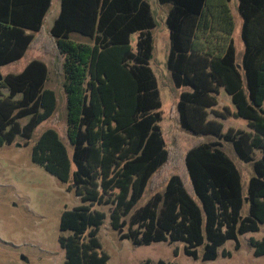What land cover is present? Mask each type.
<instances>
[{
  "label": "trees",
  "instance_id": "1",
  "mask_svg": "<svg viewBox=\"0 0 264 264\" xmlns=\"http://www.w3.org/2000/svg\"><path fill=\"white\" fill-rule=\"evenodd\" d=\"M61 1L45 36L52 0H0V68L32 47L43 46L59 60L68 142L56 129H46L33 145L32 161L61 182H72L83 202L61 214L60 230L72 232L59 238L64 264H108L98 237L106 214L93 210L94 204L112 205V226L121 232L127 225L121 238L134 245L183 242L185 254L194 259L232 257L225 244L233 240L239 250L240 236L264 225V0H239L246 47L241 62L230 0L216 6L217 14L213 0H159L171 5L167 68L175 87L189 88L176 104L178 122L187 132L216 140L190 147L180 160L183 172L170 175L163 190L139 207L154 177L168 172L171 157L151 66L156 27L151 5L148 0ZM72 33L90 41H75ZM203 36L216 45L205 48ZM48 78L49 67L39 59L3 75L0 90L8 94L0 92V146L19 135L31 140L34 130L54 115L57 94L46 87ZM222 89L235 110L215 108ZM229 117L246 119L249 129L225 131L220 119ZM23 118L28 120L21 125ZM223 141L233 145L240 160L252 163L247 188ZM186 174L191 188L184 183ZM250 242L255 256L264 255V236ZM142 264L179 263L159 259Z\"/></svg>",
  "mask_w": 264,
  "mask_h": 264
},
{
  "label": "rangeland",
  "instance_id": "2",
  "mask_svg": "<svg viewBox=\"0 0 264 264\" xmlns=\"http://www.w3.org/2000/svg\"><path fill=\"white\" fill-rule=\"evenodd\" d=\"M148 1L156 20V27L152 30L154 52L151 66L158 79L163 102V121L160 124L164 129L171 157L167 165L168 172L166 169L162 170L154 177L149 186L153 189L146 190L137 205L138 207L144 205L155 192L162 191L170 175L183 172L180 160L190 147L200 142L216 140L214 135H194L187 132L181 128L178 122L176 101L183 89L174 86L170 71L167 68L170 38L166 18L170 5L161 4L159 0ZM235 5H237V0H232L231 8L237 22L234 40L237 48L240 49L244 43L239 35V11ZM164 11H166V15H164ZM50 26L49 19V22L44 24L41 35H49ZM71 37L75 41H90L88 37L79 33H72ZM32 53L29 51L20 61L1 67L2 75L20 72L31 59ZM47 53L49 61L43 57L40 58L49 67L46 87L55 90L57 94V107L54 115L34 130L31 140L19 135L12 144L0 146V264H64L65 250L60 246L59 238L68 236L72 232L60 230L61 214L65 210H72L83 204L80 196L71 188L72 182H61L32 161L33 145L46 129H56L62 139L68 142L66 137L67 101L63 87L64 76L61 72L56 71L58 58L50 52ZM0 92L4 96L8 94L6 88L1 89ZM222 102L227 103L224 98H222ZM222 108L223 106H219L218 110L220 111ZM211 117L214 116L211 115ZM27 120L28 118L20 119L21 125H24ZM222 121L225 131L229 127L235 129L249 128L247 121L241 118L230 117ZM223 149L240 169L243 185L247 188L248 180L254 172L252 163H245L240 160L230 142L223 141ZM259 155L260 153L257 152V157ZM182 163L184 162L182 161ZM184 183L186 187L191 188L188 174H186ZM90 207L106 214L105 222L100 228L98 237L102 245L101 250L109 255L108 264H142L147 259L154 262L163 259L179 264H264V255L255 256L254 247L250 242L251 237L253 239L263 238L264 225L258 232L241 235V248L239 250H235V241H228L225 248L232 251V257L220 255L216 260L203 261L185 254L183 242L170 244L161 241L150 245H134L130 238H121V234L127 232V225L122 228L121 232L112 226L110 216L112 205L94 204ZM176 248L179 250L177 255L174 253Z\"/></svg>",
  "mask_w": 264,
  "mask_h": 264
},
{
  "label": "crops",
  "instance_id": "3",
  "mask_svg": "<svg viewBox=\"0 0 264 264\" xmlns=\"http://www.w3.org/2000/svg\"><path fill=\"white\" fill-rule=\"evenodd\" d=\"M223 0H213L212 1V3H213V8H214V11H215V13L217 14V12H218V9H217V5L220 3V2H222ZM62 1L61 0H56V3H55V0H52V5H51V7H50V9H49V11H48V13H47V16H46V20H45V25L49 22V19H50V24H51V26H50V28L53 26V24H54V22H55V20H56V18L59 16V14H60V11H61V3ZM231 3H232V0H230V2H229V6H230V9H231V12H232V14H233V11H232V8H231ZM56 4V5H55ZM54 5H55V7H54ZM168 5H170V4H168ZM237 8H238V11H239V0H237V5H235ZM53 8H54V10H53ZM170 8H171V5H170V7H169V10H170ZM169 10H168V12H169ZM164 15H166V11H164ZM233 17H234V15H233ZM243 23H244V20H243V18H242V15H241V13H240V11H239V22H238V27H239V35H240V37H241V39L243 40V38H242V29H243ZM234 24H235V28H234V32L236 31V25H237V22H236V20H235V18H234ZM28 33H30V31H27ZM36 36L38 37V34H36ZM233 36H234V34H233ZM169 38H170V35H169ZM200 41L203 43V45L205 46V48L207 47V46H215L216 45V42H210V41H206L205 40V37L203 36L201 39H200ZM243 43H244V41H243ZM235 46H236V55H237V60H238V62H241L242 61V59H243V56H244V53H245V49H246V47H245V43H244V46L242 47V48H240V49H238L237 48V45H236V42H235ZM170 47H171V42H170ZM29 51H32L33 53H32V57H31V59L27 62V64L30 62V61H32V60H34V59H39V60H42V61H44L43 59H41L40 57H43L45 60H47V61H49V59H48V53L43 49V46H41V47H32V48H29L28 50H27V52L25 53V55L23 56V58L26 56V54L29 52ZM169 52H170V49H169ZM169 55V54H168ZM23 58H21V59H23ZM20 59V60H21ZM20 60H18V61H20ZM18 61H15V62H18ZM15 62H12V63H15ZM45 62V61H44ZM12 63H10V64H12ZM46 63V62H45ZM26 64V65H27ZM47 64V63H46ZM9 65V64H8ZM25 65V66H26ZM24 66V67H25ZM23 70V69H22ZM21 70V71H22ZM171 74V73H170ZM174 84V83H173ZM175 86V85H174ZM177 88V87H176ZM179 89H183V90H189V88H179ZM183 90H181L180 91V93L183 91ZM179 96H180V94H179ZM218 104L215 106V108L218 110V107L219 106H223V108H222V110L225 108V107H227V108H229L231 111H233V110H235V105L233 104V102H232V99H231V96L224 90V89H222L221 90V92H220V94L218 95ZM222 98H224L225 99V101L227 102L226 104H224L223 102H222ZM179 99V98H178ZM177 102H178V100L176 101V104H177ZM222 110H220V111H222ZM211 117V116H210ZM230 118V117H229ZM226 119H228V118H226ZM241 119H244V118H241ZM221 121L222 120H224V118H222V119H220ZM244 120H246V119H244ZM247 121V120H246ZM223 122V121H222ZM247 124H248V122H247ZM225 127V126H224ZM247 129H249V128H247ZM147 260H149V259H147ZM152 261V260H151ZM154 262V261H153ZM156 262V261H155Z\"/></svg>",
  "mask_w": 264,
  "mask_h": 264
},
{
  "label": "water",
  "instance_id": "4",
  "mask_svg": "<svg viewBox=\"0 0 264 264\" xmlns=\"http://www.w3.org/2000/svg\"><path fill=\"white\" fill-rule=\"evenodd\" d=\"M2 80H3V75H2V73L0 71V81H2Z\"/></svg>",
  "mask_w": 264,
  "mask_h": 264
}]
</instances>
